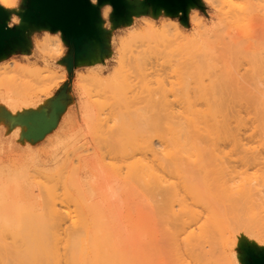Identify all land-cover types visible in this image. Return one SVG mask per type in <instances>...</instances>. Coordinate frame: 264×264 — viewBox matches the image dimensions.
Segmentation results:
<instances>
[{"label":"bare ground","instance_id":"bare-ground-1","mask_svg":"<svg viewBox=\"0 0 264 264\" xmlns=\"http://www.w3.org/2000/svg\"><path fill=\"white\" fill-rule=\"evenodd\" d=\"M108 1L114 7L121 4V0ZM246 1L259 3L262 23L264 0ZM124 2L129 13H141L147 7L144 3ZM146 2L156 9L185 5L181 0ZM89 9L86 6L77 12L73 28L45 21L34 8L20 20L24 23L40 18L78 43L84 35L82 31L94 22L95 10ZM1 10L6 16L5 9ZM196 21L198 28L207 33L203 21L198 17ZM175 31V38L181 40L175 48L173 43L177 41L171 43L165 36L139 40L129 50L128 66L135 76L128 73L119 87L100 89L109 93L112 100L108 104L112 125L105 122L110 163L101 168L104 174L111 173L121 188L138 191L163 221L167 249L175 264H237L231 248L232 253L226 254L233 223H238L237 214L241 213L236 210L235 216L232 211L240 203L248 204L246 207L252 204L249 207L253 210L248 207L250 211L246 213L244 208L243 218L249 214V220L256 215L254 205H258L255 221L244 220L248 224L258 220L261 227L257 223L255 227L264 226V58L260 57L264 54V34L257 39L250 34L249 39H255V51H242L230 32L212 42L205 39L195 43L176 26ZM57 42L47 39L46 45ZM182 43L193 44L180 46ZM166 48L172 51L167 52L170 56L164 52ZM173 56L177 59L172 60ZM161 59L172 64L169 69L175 81L170 83V91L177 105L168 101L160 70L148 72V65H158ZM56 70L47 66V76ZM244 75L258 80L256 93L242 84ZM152 79L157 89H151ZM16 83L10 78L7 84L16 89ZM52 95L48 92V99ZM245 102L254 109L257 122L250 134L241 128V111L231 107L233 103ZM100 108L105 111L106 104ZM233 116L238 121L235 126L229 122ZM233 157L238 158L243 173L253 170L257 173L253 179L261 177L262 184L254 186L247 179L236 186L229 183L225 175L235 171ZM87 168L80 163L70 171L48 175L36 166L14 164L5 168L0 164V264H148L147 250L134 248L138 251L131 252L121 232L116 231L115 215L103 205L98 187L100 176ZM30 176L42 179L37 183L42 201H35L26 192ZM225 207H230L234 219L225 215L229 214L227 209L223 214ZM251 213L255 214L250 216ZM215 236L223 248L216 244ZM218 248L223 251L216 256L214 251ZM152 250L159 254L157 245Z\"/></svg>","mask_w":264,"mask_h":264},{"label":"rangeland","instance_id":"rangeland-1","mask_svg":"<svg viewBox=\"0 0 264 264\" xmlns=\"http://www.w3.org/2000/svg\"><path fill=\"white\" fill-rule=\"evenodd\" d=\"M123 1L114 7L108 0H89L88 11L91 7L95 10L94 22L87 25L86 30L82 31L84 35L76 43L75 39L59 33L45 21H39L41 19L36 14L39 20L32 18L22 23L21 16L33 9L30 0H0V7L6 12L4 22L14 31V38L8 40L0 51V164L5 168L14 164L36 166L48 175L65 169L70 171L80 163L88 165V171L100 176L98 187L103 195V205L112 209L115 215L113 225L125 238V244L131 247L130 251L136 253L139 248L144 252L147 250L148 264H175L167 249L163 221L146 205L138 191L121 188L111 173H103L102 165L110 163L105 143L108 137L105 122H109L108 126L112 125L108 106L112 100L109 93L100 89L119 87L128 73L135 76L128 66L129 50L141 39L165 36L171 43L177 41L173 43L174 46L169 44V47L175 48L181 41L175 38L176 26L195 43H203L205 39L212 42L217 36L223 37L230 32L242 51H255V39L264 34V17L261 23L258 2L246 0H188L183 7L170 9H156L146 0H125L146 4L141 13H129ZM196 16L203 21L207 33L198 28ZM250 34L255 39L250 40ZM47 39H57L59 42L47 46ZM192 44L182 43L180 46ZM170 48L164 51L167 55L168 51L172 53ZM260 57L264 58V54ZM49 65L57 70L47 76L46 68ZM171 65L161 59L158 65L149 64L148 72L160 70L168 101L177 105L170 91V83L175 81L169 69ZM10 78L16 80V89L9 88L7 83ZM151 81V89H157L155 80ZM241 81L248 90L256 93L258 80L244 75ZM48 92L53 94L50 99ZM101 104H106L105 111L100 108ZM231 107L234 111H241V128L250 134L257 125L254 109L246 102L241 105L233 103ZM229 122L237 125L236 116L230 117ZM232 166H235V171L225 175L229 183L236 186L247 179L254 186L262 184L261 177L253 179L257 175L253 170L243 173L237 157L232 158ZM30 177L25 185L26 192L35 201H42L37 186L42 179L39 176ZM85 177L86 180L90 179L91 174ZM241 204L232 211L235 216L237 212L243 215L237 214L238 223H233L229 252H225L232 253V249L238 258L237 264H264V224L263 228H259L262 223H257L258 220L257 224L247 223L257 215L255 209L258 205H254L256 215L248 220L249 214L245 218L243 216L250 211L252 204L248 206L249 209L246 207L248 204ZM244 208L247 209L246 213ZM226 209L222 211L223 214L227 212ZM229 209V216L225 215L229 220L230 216L234 219ZM259 209L258 212H261ZM238 218H241L240 221ZM255 224L259 227H255ZM216 240H213V245L222 246L221 240L219 244ZM155 245L160 250L159 254L152 250ZM219 250H213L216 256L222 254L223 249Z\"/></svg>","mask_w":264,"mask_h":264},{"label":"water","instance_id":"water-1","mask_svg":"<svg viewBox=\"0 0 264 264\" xmlns=\"http://www.w3.org/2000/svg\"><path fill=\"white\" fill-rule=\"evenodd\" d=\"M165 1L172 2V0ZM181 1L188 2V0ZM88 5L89 0H30V7L34 8L45 21L61 22L70 28L76 24L77 12L80 13ZM3 17V11L0 8V51L8 40L14 38V31L7 27ZM66 35L71 39L70 35Z\"/></svg>","mask_w":264,"mask_h":264}]
</instances>
